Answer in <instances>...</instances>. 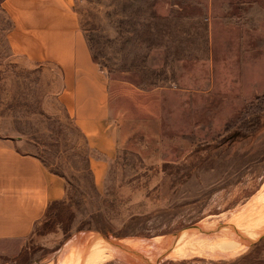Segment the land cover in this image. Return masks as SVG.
I'll list each match as a JSON object with an SVG mask.
<instances>
[{
    "label": "rangeland",
    "instance_id": "obj_1",
    "mask_svg": "<svg viewBox=\"0 0 264 264\" xmlns=\"http://www.w3.org/2000/svg\"><path fill=\"white\" fill-rule=\"evenodd\" d=\"M70 7L106 75L115 115L135 132L106 161L96 188L86 158L100 155L60 100L61 68L14 53L11 20L0 10V136L24 140L19 150L60 175L78 202L55 207L70 222L45 230L42 219L23 257L0 256V264H59L81 235L152 242L196 224H227L262 204L264 129L243 130L254 117L264 123V0H71ZM145 99L156 102L155 115ZM95 210L122 236L76 231ZM259 236L238 254L214 248L156 264H264Z\"/></svg>",
    "mask_w": 264,
    "mask_h": 264
},
{
    "label": "crops",
    "instance_id": "obj_2",
    "mask_svg": "<svg viewBox=\"0 0 264 264\" xmlns=\"http://www.w3.org/2000/svg\"><path fill=\"white\" fill-rule=\"evenodd\" d=\"M70 3L71 0H4L0 6L13 23L7 39L14 53L61 68L64 87L60 100L87 145L100 155L89 160L97 188L106 161L135 130H129V125L115 115L106 75L92 62ZM143 93L148 98L152 95ZM145 101V110L153 114L156 102ZM23 143L20 138L0 137V256L17 255L44 218L48 205L64 199L66 193L60 176L48 170L33 153L19 150Z\"/></svg>",
    "mask_w": 264,
    "mask_h": 264
},
{
    "label": "bare ground",
    "instance_id": "obj_3",
    "mask_svg": "<svg viewBox=\"0 0 264 264\" xmlns=\"http://www.w3.org/2000/svg\"><path fill=\"white\" fill-rule=\"evenodd\" d=\"M259 199H261L262 204L247 207L228 220L227 224H223L226 227V234L218 235L210 231H199L190 235L182 234L172 242L170 249L161 259H182V257L190 254H202V251L204 253L212 252L214 248L224 251L225 255L242 252L247 248L250 241L255 240L257 235L264 233V197ZM228 233L233 237L228 236ZM238 238H243L244 242ZM161 240L163 237H157L152 242L158 243ZM74 243L73 248H71V243L63 248L58 255L59 264H103L109 261H117L122 259L124 254L114 247L115 244H119L136 254L143 251L140 254L143 256L155 257L158 255L152 244L141 240L123 239L110 242L81 235ZM205 245L208 246V250L204 251L202 248Z\"/></svg>",
    "mask_w": 264,
    "mask_h": 264
},
{
    "label": "trees",
    "instance_id": "obj_4",
    "mask_svg": "<svg viewBox=\"0 0 264 264\" xmlns=\"http://www.w3.org/2000/svg\"><path fill=\"white\" fill-rule=\"evenodd\" d=\"M3 1L4 0H0V5ZM0 10H1V12H3L5 14V12L1 8V6H0ZM10 23H11V27H10V29H8L6 31V34L10 33L13 29V23L11 21H10ZM92 62L94 63V60ZM263 129H264V123L260 122L259 117H254V118H252L251 125H247L244 127L243 131L245 133L243 135L244 136H247V135L253 136V135L258 134ZM0 137H3V136H0ZM4 138H7V137H4ZM90 158L91 157L86 158L87 163H89ZM96 158H99V157H96ZM88 170H89L90 174L92 175L90 168ZM56 175H58V174H56ZM58 176H60V175H58ZM92 189L94 191V196L98 199L101 198V195L96 193V189L94 186L92 187ZM66 195H67V198H66ZM94 196L89 197V198L93 199ZM65 198H66L65 199L66 201L65 200L54 201L48 205V207L46 208V210L44 212V218H43V221L41 223L42 229H45V230L51 229L53 226L55 227L58 224L63 225L64 223H66L67 220L69 222L71 221L70 217H68V215L65 212L55 208L58 205H62L65 208V210H67L71 206L76 205L78 203L75 199H73L71 196H69V194H67V191L65 193ZM69 216H71V218L73 219V215H69ZM130 219L131 220L135 219V216H132ZM81 230H93V231L100 233L104 237L108 236V234H111L114 237L122 236V234H120V233L113 232V230L110 228L108 222L107 221L105 222L102 220V218L100 217V212H98V210H95L94 212H92L89 215V218L87 220H84L82 222V224H80V226L76 229V231H81ZM23 248L21 249L19 254L13 258L14 261L23 257V254H25Z\"/></svg>",
    "mask_w": 264,
    "mask_h": 264
},
{
    "label": "water",
    "instance_id": "obj_5",
    "mask_svg": "<svg viewBox=\"0 0 264 264\" xmlns=\"http://www.w3.org/2000/svg\"><path fill=\"white\" fill-rule=\"evenodd\" d=\"M205 229H207L211 233L218 234V235L226 234L227 232L225 230L226 227L220 223H205V224L193 225L179 234H173V235L164 237L163 240H161L158 243H153L151 241H148L147 243L152 244V246H154V249H156V251L158 252V255L155 257L136 254L119 244H115L114 247L124 254L123 258L117 260V262L123 263V264H156L168 252V250L170 249L172 245V242H174L180 235L182 234L190 235V234L197 233ZM228 236L233 237L229 233H228ZM262 237H264V233L260 235L258 238H262ZM101 238L106 241H110V242L115 240L111 238H103V237ZM238 239L244 242L243 238H238ZM250 243H252V241H250L248 244Z\"/></svg>",
    "mask_w": 264,
    "mask_h": 264
}]
</instances>
